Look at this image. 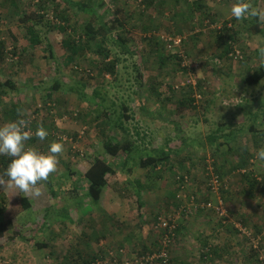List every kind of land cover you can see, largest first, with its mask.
<instances>
[{
	"label": "rangeland",
	"instance_id": "374dc122",
	"mask_svg": "<svg viewBox=\"0 0 264 264\" xmlns=\"http://www.w3.org/2000/svg\"><path fill=\"white\" fill-rule=\"evenodd\" d=\"M263 1L250 0L255 6ZM85 2L103 13L106 22H111L115 15L125 21L136 42L134 45L149 64L147 81L148 77H153V85L163 94L159 99L151 98L147 105L149 110L160 112L161 118H150L141 111V100L147 93L138 92L135 69L140 68L139 56L124 59L118 79H113L99 67L100 63H95L96 59L102 61V57L88 53L79 60L68 58L63 41L74 33L71 28L79 34L82 32L87 15L71 8L70 27L62 32L58 27L61 20L53 6L49 5L43 12L39 9V0H0V42L5 51V59L0 62V80L11 79L19 87L17 92L9 94L6 104L1 105L0 125L10 119L5 105L10 109L13 104H19L31 123L45 122L48 132L44 141L36 138L33 144L27 141L28 145L47 152L52 141L64 144L58 170L49 177L58 197L52 196L47 181L41 182L43 194L39 198L25 196L14 188L4 191L0 186V222L6 227L0 239V264H62V257L68 250L73 252V248L85 250L84 254H99L98 264H139L144 257L139 256L143 246L152 248V255L161 252H158V244L164 248L167 232L162 227L163 221L176 227L183 225L180 234L169 237L167 250L174 261L172 264H259V261L264 264V195L256 192L254 197H247L244 189L249 183H245L243 171H231L239 151L219 156L226 175L218 177L217 191L211 190V182L217 176L213 166L217 159L207 143V137L216 133L221 124L227 125L224 134L231 131L234 136H240L234 129L246 128L249 123L264 130V80L257 86L244 82L251 71L264 66L259 54H252L254 48L264 46V38L261 35L252 38L254 34L247 27L251 17L243 21L232 17L230 8L234 0ZM196 3L199 9L195 8ZM38 11L46 15L39 28L47 40L33 47L21 18ZM227 21H232L227 27L237 32L230 52H227L228 45L219 39L220 34L223 37L229 34L219 32ZM144 24L146 30L142 32ZM158 42L163 45L165 56L177 57L165 62L163 68H159L160 59L156 54ZM48 44L52 46L54 58L50 57ZM56 80L63 88L48 98ZM191 86L199 109L191 110L182 119L180 129L185 132L190 146L183 148L175 159V164L185 162L190 172L185 179L176 176L178 171L152 173L148 169H135L129 180L141 179L146 186L141 210L135 187L120 179V172L104 191L101 202L104 215L96 208L88 213L81 211L77 202L83 198L84 191L74 189L76 185L69 174L85 173L94 159L104 157L103 143L110 136L122 141L137 140L149 150L164 147L167 138H171L169 147L182 146L181 140L175 138L176 129L164 118L173 119L171 113L176 110L177 102L190 93ZM69 87L78 91L67 92ZM79 92L87 98L81 99ZM97 93L99 98L95 99ZM103 98L107 101L106 111L99 105ZM123 104L128 112L123 110ZM124 114L131 118L127 119ZM118 121L128 133L113 124ZM36 128V125L31 128L33 136ZM137 131L143 141L136 135ZM200 141L205 142L202 150L198 149ZM253 142L251 134L242 135L232 146L225 142L220 154L235 146H247L254 151ZM256 153L249 170L262 183L264 161L257 160ZM178 188L175 201L172 195ZM22 198L28 199L29 208H25ZM220 200L228 213L226 218L217 215L214 208H201L203 202L215 206ZM63 206L70 207L73 223L57 219ZM37 243L48 244V247L37 248ZM212 247L222 251L223 259L211 257L206 261L202 258Z\"/></svg>",
	"mask_w": 264,
	"mask_h": 264
},
{
	"label": "trees",
	"instance_id": "16d2710c",
	"mask_svg": "<svg viewBox=\"0 0 264 264\" xmlns=\"http://www.w3.org/2000/svg\"><path fill=\"white\" fill-rule=\"evenodd\" d=\"M86 1V0H85ZM85 1L73 2L72 0H39V9L40 11H46L48 6L51 5L55 9L57 13V17L63 22V25L59 24V29L62 32H66L68 27H70L69 21V11L71 8H74L79 13H84L89 18L83 25V30L79 34L75 28H71L73 30V34H70L68 38L63 41V47L68 52V58L70 60H79L81 57H85L86 54L91 53L95 55L97 58L102 57V61L96 59L95 63H100L99 67H102L105 72H108L113 79H118V75L120 74V65L124 59L133 58L134 56H139L141 60L140 68L135 69L137 72L136 82L139 85L138 92H146L147 97H144L141 102V111L143 115H146L153 119H160V112H156L153 110H149L147 107L149 100L152 98H160L161 92L158 90L157 86H154V78L148 77L146 70L148 69L149 64L144 62V58L142 52H139V49L136 45H134V39L131 36V33L126 28V24L124 20L119 19L116 15L113 17L111 22L105 21V15L93 5L90 6ZM261 1V0H260ZM195 8L199 9V3L195 4ZM42 12V14L38 12L33 15L24 16L21 18V23H24L25 31L28 37V41L31 46L38 47L44 41L47 40L46 36L43 35L42 30L39 28L40 24H43L46 20V15ZM142 16V14H139ZM256 18H250L249 24L247 27L252 34H263L264 28H261L259 24H256ZM235 22V20H233ZM252 21V23H251ZM232 22V21H231ZM231 22H225L224 28L222 32H228L227 37H223L220 34V40H223L228 45L227 52L232 51L234 46L235 35L237 32H234V28H228V24ZM246 22V23H247ZM45 25V24H44ZM142 32H145L146 27L145 24L142 26ZM74 35H78V38ZM132 37V38H131ZM155 38H152V41ZM151 41V42H152ZM231 42V43H229ZM159 43V42H158ZM229 43V44H228ZM233 43V45H232ZM0 62L5 59V51L3 48V43L0 42ZM156 54L160 59L159 68H163L165 62L169 61V59H176L177 57H167L165 56V52L163 49V45L160 46V43L157 44ZM50 50V57L54 58V53L52 50L51 44H48ZM15 54V53H14ZM264 80V66H261L258 70L251 71L250 74L245 78L244 82L248 86H257ZM62 84L60 81L56 80L54 82V86L51 87V91L48 94V98H52L54 92H58L62 89ZM201 86H199V89ZM19 87L16 82L11 79L0 80V107L1 105L6 104V100H8L9 94L11 92H17ZM78 91V89L74 87H69L67 92ZM82 94V98H87L84 93L79 92V95ZM204 94V93H203ZM143 95H145L143 93ZM202 95V94H201ZM95 99L99 98V94L94 95ZM148 98V99H147ZM102 102L99 103L100 107H102L105 111L107 110L104 106L107 102L106 99H101ZM163 102V101H162ZM163 105V104H162ZM6 113L10 116V121H15L19 118L18 112L22 111V107L19 104H13L9 109L7 105H5ZM122 108L125 112H128L127 106L124 104ZM199 104L198 100L195 97L193 92V87L190 88V93L179 100L177 102L176 110L173 113V119L164 118L165 122H168L174 129H176L177 134L175 138L180 139L182 146L178 148L169 147L171 143V138H167L164 142V147L153 148L149 150L148 148L141 146L137 140L126 139V140H118L115 137H108L107 140L103 143L104 157H98L94 159L90 168L85 173H77L73 172L69 174V179H71L74 189L76 191H84L83 198L78 201V207L82 211L85 210V213L92 211L93 208H96L99 212H102L104 215V211L101 208L102 197L105 189L107 188L109 182L118 177V173L121 172L120 179L126 180L128 185L135 187V195L137 197L139 206L141 210L144 207V203L142 201V192L146 188L145 184L142 183L141 179L135 178L130 181L129 179L135 173V169L142 168L148 169L150 172L159 173L158 171H170V173L178 171L179 173L176 176H181L179 179L184 180L185 176H187L190 172L185 166V162L182 160L175 164V159L182 153L183 148L188 147L190 145L187 144V136L184 131H182L181 123L182 119H184L191 110H198ZM36 113H39V110H35ZM104 111V115L108 116V114ZM127 119L131 118L127 114H124ZM247 117V115L245 116ZM23 118L28 119L27 115ZM42 124L46 127L45 122L42 123H34V121L30 124V127L33 128L34 125L38 126ZM114 125L121 127L122 131L128 133L124 127H122L121 122H114ZM227 125L221 124L217 129L216 133H212L207 137V143L213 148V156L217 159L213 164L214 171L217 177L220 179L226 175V172L221 168V164L219 163V156H225L226 154L233 153L234 151H239L238 160L235 165L232 166L231 171L242 172V177L245 180V183H249L247 187H245V195L247 197H254L256 192H260L264 195V182H260L255 173L249 170V167L252 165L253 159L255 158V153L262 147V143L264 142V130L258 129L256 125L248 124L246 128H241L234 131H239L240 136L251 134L253 138V144H255L256 150L252 151L247 146H240L234 149L230 147L224 154H220V149L225 142L232 146L236 139L240 136H234V133L231 131L228 134H224L225 128ZM136 135L140 138L141 141L144 139L141 138L140 133L137 131ZM37 137L33 136L29 140V144H33ZM225 138V140H224ZM134 139V138H133ZM224 140V141H223ZM143 145V144H142ZM205 142L200 141L198 145V149L201 147V150L204 148ZM11 158L7 156L0 157V174H3L8 164L10 163ZM7 179V177H5ZM264 181V177L262 178ZM48 187L52 196L58 197L57 191L53 188L52 182L48 179ZM178 183V180H175ZM78 184H81L78 188ZM177 191L172 195L174 200L177 201ZM224 195V194H223ZM224 197V196H223ZM225 199V197H224ZM21 202L25 206V208L30 207V203L27 198H22ZM179 203V201H178ZM87 208V209H86ZM57 219L61 222L69 221L74 222V218L70 215V207L63 206L59 211ZM46 222L41 226V229L45 227ZM183 225H181L182 227ZM181 227L177 226L174 234L178 235L181 233ZM40 229V230H41ZM6 232V227L3 222H0V239L3 238L4 233ZM258 234H261V230L257 228ZM86 235V234H85ZM97 237V236H96ZM24 239V238H23ZM26 240V239H25ZM29 240V239H28ZM37 248H46L48 244L40 243L36 244ZM87 247V246H86ZM90 247V245H88ZM158 252L161 251L162 246L157 245ZM82 249L73 248V252L68 250V253L64 255L62 258V264H98V259H100V255L97 253L84 254ZM255 251V250H254ZM153 253V249L148 246H143V251L139 253V256L151 255ZM76 256V257H75ZM212 258H222V252L217 247H212L207 249L205 254H203L202 258L206 261ZM253 257V256H252ZM253 259V258H252ZM251 259V260H252ZM161 264V261H157ZM174 261L169 259L168 264H172ZM184 264V263H183ZM259 264H262L259 261Z\"/></svg>",
	"mask_w": 264,
	"mask_h": 264
},
{
	"label": "clouds",
	"instance_id": "9594fccd",
	"mask_svg": "<svg viewBox=\"0 0 264 264\" xmlns=\"http://www.w3.org/2000/svg\"><path fill=\"white\" fill-rule=\"evenodd\" d=\"M230 14L240 21L249 17L256 18L259 24L264 26V7L253 5L250 0H234ZM257 51L261 61H264V46L259 47ZM18 116L24 117L25 112H18ZM30 124V119L19 118L0 125V156L11 158L4 173L0 174V186H3L4 191L14 188L25 196L39 198L43 194L41 182L48 181L50 175L58 170L64 144L52 141L47 152L28 145L26 142L33 136ZM34 135L44 141L48 132L39 124ZM256 158L264 161V147L257 151Z\"/></svg>",
	"mask_w": 264,
	"mask_h": 264
},
{
	"label": "built area",
	"instance_id": "2783aa9c",
	"mask_svg": "<svg viewBox=\"0 0 264 264\" xmlns=\"http://www.w3.org/2000/svg\"><path fill=\"white\" fill-rule=\"evenodd\" d=\"M169 41H172V38H168ZM181 41V39H179V42ZM177 41H175L176 43ZM211 190H213L214 192L217 191V189L220 186V180L217 176H215L211 182ZM201 208L202 209H212L214 208V210L216 211L217 215H219L222 218H226L228 216L227 211L224 208V203L222 200L218 201L217 204L215 206H213V204L211 202H203L201 204ZM163 229H165L166 233V238L164 240V248L161 250V252L159 254H151V255H147L142 257V260L140 261L139 264H149V262H156V261H161V264H168L169 263V252L167 250V246L170 244L171 240H170V236H174V231L176 229V226L173 223H169V222H161ZM123 264H130V262H125Z\"/></svg>",
	"mask_w": 264,
	"mask_h": 264
},
{
	"label": "crops",
	"instance_id": "0c3cea01",
	"mask_svg": "<svg viewBox=\"0 0 264 264\" xmlns=\"http://www.w3.org/2000/svg\"><path fill=\"white\" fill-rule=\"evenodd\" d=\"M257 6L264 7V1L262 2V4H261V3L259 4V2H258V3H257ZM252 19H254V18H251V20H252ZM251 23H252V21H251ZM254 23L259 24L258 20H256V22H254ZM259 26H260L261 28H264V26H261L260 24H259ZM263 34H264V33H263ZM263 34H255L252 38L255 39V37L260 36V35L264 38ZM263 38H262V39H263ZM257 49H258V48H254V49L252 50V54L258 53ZM221 252H222V251H221ZM217 259H221V258H217ZM222 259H223V257H222Z\"/></svg>",
	"mask_w": 264,
	"mask_h": 264
}]
</instances>
